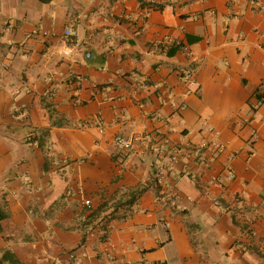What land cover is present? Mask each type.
I'll return each instance as SVG.
<instances>
[{
  "label": "crops",
  "instance_id": "1",
  "mask_svg": "<svg viewBox=\"0 0 264 264\" xmlns=\"http://www.w3.org/2000/svg\"><path fill=\"white\" fill-rule=\"evenodd\" d=\"M258 93L264 0H0V264H264Z\"/></svg>",
  "mask_w": 264,
  "mask_h": 264
},
{
  "label": "built area",
  "instance_id": "2",
  "mask_svg": "<svg viewBox=\"0 0 264 264\" xmlns=\"http://www.w3.org/2000/svg\"><path fill=\"white\" fill-rule=\"evenodd\" d=\"M170 8H172V5L165 6V9H170ZM65 33L67 35H70V36L76 35V32H74L71 28L66 29ZM181 50L188 55H192V50L187 45L181 46ZM192 76H193L192 70H188V71H185L183 73V78L185 80H190L192 78ZM96 125L99 126L101 128L100 130L103 131L102 121H97ZM209 131L212 132L213 134H215V136H218L220 134V132L218 130H215L213 127H210ZM115 139H116V142L118 144H120L124 149H126V150L132 149V147H133L132 140H130V139H128L122 135H117ZM152 149L156 154H162V153L166 152V150H167V149L165 150V148L159 144H154L152 146ZM208 149L212 150L213 155L211 157L206 158L205 157V151ZM225 149H226V145L224 143L218 141L217 138H215L211 142H203L200 146H196V145L190 146L188 151H189V153H193L194 155H196V157L198 159L203 160V161L206 160L208 163H212L215 160V155L217 153L223 152ZM181 151H182V149H180V152ZM182 156H184V155L179 154L178 151L176 150V148H174V150L171 151V159L174 162L181 161ZM235 156H236L235 152H230V154H229L230 159L234 158ZM183 170L185 173H189V174L192 173L191 165L189 163H184ZM226 177L228 180L234 179L236 177L235 171L230 166L227 168ZM216 181H218V180L212 179L211 183L215 184ZM216 203H219V199L216 200ZM86 205H90V200L86 201ZM108 234H109V224L106 223L103 225L102 228H100L99 238L101 240H106L108 237ZM71 257H74V254H72Z\"/></svg>",
  "mask_w": 264,
  "mask_h": 264
},
{
  "label": "trees",
  "instance_id": "3",
  "mask_svg": "<svg viewBox=\"0 0 264 264\" xmlns=\"http://www.w3.org/2000/svg\"><path fill=\"white\" fill-rule=\"evenodd\" d=\"M175 49H176V48H175ZM175 49H173V51L170 52V53H174V52L176 51ZM258 97H259L260 99H264V95H262L261 93H258ZM134 198H135V197H134ZM96 214H97V212H93V213L91 214V217L96 216ZM6 217H8V213L5 212V211L0 207V221H1L2 219H5ZM105 224H106V223H105ZM103 225H104V224H103ZM8 257H11V252H10V251L6 252V253L4 254V256H3L4 259H8ZM12 261H13V262H16V261L13 260V259H12Z\"/></svg>",
  "mask_w": 264,
  "mask_h": 264
}]
</instances>
